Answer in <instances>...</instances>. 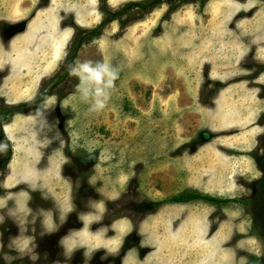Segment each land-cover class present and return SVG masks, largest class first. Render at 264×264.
Instances as JSON below:
<instances>
[{
	"label": "rangeland",
	"instance_id": "374dc122",
	"mask_svg": "<svg viewBox=\"0 0 264 264\" xmlns=\"http://www.w3.org/2000/svg\"><path fill=\"white\" fill-rule=\"evenodd\" d=\"M138 1L0 0V107L49 92L11 117L10 136L34 154L33 182L75 205L44 234L7 217L5 203L0 264H264V0L131 10L67 63L73 40L106 18L103 4ZM88 61L118 72L98 111L78 76L56 83ZM184 193L226 202L171 201ZM40 201L35 192L33 210ZM82 223L80 251L66 254L73 245L59 239Z\"/></svg>",
	"mask_w": 264,
	"mask_h": 264
},
{
	"label": "crops",
	"instance_id": "0c3cea01",
	"mask_svg": "<svg viewBox=\"0 0 264 264\" xmlns=\"http://www.w3.org/2000/svg\"><path fill=\"white\" fill-rule=\"evenodd\" d=\"M2 130L6 136V138L9 140L11 144V149H12V157L7 165L6 168V173L3 175V178L1 179L0 187L4 191V195L0 197V210L3 207V205L6 203V206H9L5 214H7V217H10L15 220V218H22L21 222H23V218L27 217V220H29V228L30 229H36L39 228V230H42L44 234H50L51 231H48L50 227H53L57 221H55V215L62 211L65 210L67 214L69 211L73 209L75 206L73 203V199L71 198V195L69 194H62L57 193V199L54 196V199H50L51 192L47 189L45 185L39 182H33L34 179L31 176L30 172L31 170L28 169V165L26 164V157L29 159L30 155L32 158H34V154L31 152H23L22 150L19 151L18 148H15V143L12 139V134L10 136V130H9V125L5 123L2 126ZM20 153V156L18 157V154ZM27 165V167H26ZM32 178V179H31ZM20 186V187H18ZM42 187V188H41ZM18 188V189H16ZM35 192H38L40 194V204L38 205L39 207L36 210H33L32 207L30 206V202L32 200V196ZM50 192V193H49ZM54 192V193H55ZM53 193V194H54ZM11 202V204H9ZM43 203H46L48 205H43ZM20 216H19V215ZM32 214H34V217L32 218ZM18 216V217H17ZM6 215H4L0 211V223L1 221L4 222V218ZM88 217L84 218V215L79 218L78 221H86ZM32 221L37 220L38 222H35V224H32L30 220ZM62 221H64L65 218H60ZM58 219V220H60ZM89 219V218H88ZM20 220V219H19ZM20 223V221H19ZM49 223L52 224L50 227H46L45 225ZM21 226V224H20ZM82 227V229L80 228ZM83 227L84 224L82 223L79 228L77 227V231H79L76 236H73L71 238L63 237L60 242H67L73 245V247L69 248V253L67 252L66 254H70L74 251H80V247L82 246L83 242ZM75 230V231H76ZM25 236H29L27 233H25ZM86 238V237H84ZM96 237L95 235L93 236V243H95ZM25 244L23 249H26L31 251L30 254L31 256L34 255V250L30 248V246H33L32 244L35 243L32 241L31 243L28 244L27 240L23 241ZM22 242L18 243L19 245ZM60 247L65 249L62 244H60ZM29 255V259H34Z\"/></svg>",
	"mask_w": 264,
	"mask_h": 264
},
{
	"label": "trees",
	"instance_id": "16d2710c",
	"mask_svg": "<svg viewBox=\"0 0 264 264\" xmlns=\"http://www.w3.org/2000/svg\"><path fill=\"white\" fill-rule=\"evenodd\" d=\"M163 0H145V1H138V2H131L127 3L123 8L111 12L108 9L104 7V4L102 5V9L104 13L106 14V18L94 29L90 31H82L76 37L73 42L71 43L70 51H69V56H68V64L72 65L73 61L76 57V54L78 50L80 49L81 45L83 44L84 40L86 39H92L94 37H97L100 35L101 30L103 27L120 17L121 15H124L125 13H128L131 10H139L143 12H149L155 9L158 5L162 3ZM65 70V68H64ZM72 72V69H66L62 75L58 76V80L56 83H61L63 82L66 77ZM55 83V85H56ZM49 96V92H40L37 94V96L31 100L28 103L20 104L14 107H0V171L5 170L10 158H11V147H10V142L6 138L2 126L4 123H7L10 121L11 117L17 113L29 111L32 109H36L47 97ZM264 186V180L262 182ZM2 189L0 188V192L2 193ZM0 193V194H1ZM205 199L207 201L213 202L215 204H222L226 201L222 200H217L213 199L207 196H201L198 194H192V193H184L179 196H176L171 199L172 202L175 203H187L193 199ZM264 198V195H263ZM236 201V200H235ZM256 261V260H255ZM254 264V263H251Z\"/></svg>",
	"mask_w": 264,
	"mask_h": 264
},
{
	"label": "clouds",
	"instance_id": "9594fccd",
	"mask_svg": "<svg viewBox=\"0 0 264 264\" xmlns=\"http://www.w3.org/2000/svg\"><path fill=\"white\" fill-rule=\"evenodd\" d=\"M72 74L78 76L82 84L88 85L80 91L85 101L93 99L92 110L103 109L108 100L107 90L113 86L118 72L109 63L88 61L74 67Z\"/></svg>",
	"mask_w": 264,
	"mask_h": 264
},
{
	"label": "flooded vegetation",
	"instance_id": "af4514ba",
	"mask_svg": "<svg viewBox=\"0 0 264 264\" xmlns=\"http://www.w3.org/2000/svg\"><path fill=\"white\" fill-rule=\"evenodd\" d=\"M64 222H66L65 220L64 221H62V222H60V223H58L59 225H62ZM62 239V237L59 239V241ZM64 245V244H63ZM62 245V246H63ZM59 247H60V243H59ZM61 248V247H60ZM64 259H66L65 257H63Z\"/></svg>",
	"mask_w": 264,
	"mask_h": 264
}]
</instances>
